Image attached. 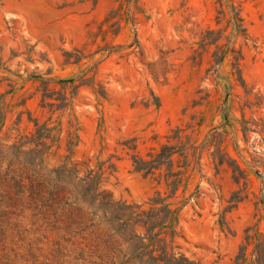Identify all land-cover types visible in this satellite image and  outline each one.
I'll list each match as a JSON object with an SVG mask.
<instances>
[{"label":"rangeland","instance_id":"1","mask_svg":"<svg viewBox=\"0 0 264 264\" xmlns=\"http://www.w3.org/2000/svg\"><path fill=\"white\" fill-rule=\"evenodd\" d=\"M233 1L240 5L249 33L248 40L238 38L236 44L242 47L247 95L241 86L230 96L216 86L212 71L207 73L213 46L201 56L197 53L205 31L223 26L216 24L217 0H139L135 25L106 38L125 48L136 34L139 48L128 55L132 48L116 49L102 58L93 54L103 44L96 31L117 7L115 0H0V180L6 173L19 176L22 167L28 174L35 169L49 177L50 169L68 156L81 171L102 166V188L115 199L144 202L159 186L152 176L134 170L133 151L127 146L134 144L145 155L165 142L172 128L185 126L194 116L200 123L198 142L205 141L208 149L201 171L185 191L181 186L177 192L179 199L197 193L181 210L182 237L177 242L197 264H233L245 229L264 213L255 206L264 198V184L255 173L264 174V0ZM74 46L84 47L92 57L81 66L62 64L63 52ZM99 58L96 81L105 97L82 86L64 110L40 106L36 87L41 79L69 78ZM229 68L227 59L220 71ZM31 74L33 79H27ZM247 100L256 105L249 106ZM225 112L233 133L220 126ZM33 119L58 129V140L39 165L33 145L14 146L34 132ZM220 145L248 174V187L234 181L227 164L217 170L211 153ZM2 200L0 193L2 237L11 254V249L18 251L15 264H85L51 228L40 206L24 198L8 210ZM258 227L264 234V217ZM252 249L245 264H264Z\"/></svg>","mask_w":264,"mask_h":264},{"label":"trees","instance_id":"2","mask_svg":"<svg viewBox=\"0 0 264 264\" xmlns=\"http://www.w3.org/2000/svg\"><path fill=\"white\" fill-rule=\"evenodd\" d=\"M117 7L112 8L103 21L98 24L96 35L101 37L102 45L93 54L106 56V53L120 49L121 45H113L107 40L112 34L117 36L122 28L135 25L136 14L141 12L139 0H115ZM216 24L223 26L209 28L200 39L199 47L202 55L213 46L211 53V67L216 86L221 87L227 96L234 94V89L241 86L246 90L241 60L242 47H237V40L249 39L247 26L241 14L240 5L233 0H217ZM132 48L127 55L139 48L136 34L132 41L121 49ZM86 54L84 47L74 46L63 52L64 65H80L84 59L92 57ZM90 61L77 74L66 79L47 77L40 80L36 92L40 96V106L50 110H64L69 107L82 86L90 87L94 93L105 97V92L96 81L97 66L102 59ZM229 60V70L220 71L225 60ZM34 74L27 79H33ZM59 86V88H57ZM158 101V98H155ZM249 106L256 103L249 102ZM225 115V117H224ZM221 127H229L234 132L229 116L225 112ZM185 126H176L166 135V141L157 149L149 150L145 155L135 151L134 144H126L131 154L132 166L143 176H152L159 188L144 202H134L115 199L113 195L102 188L103 170L87 168L81 171L76 162L67 156L65 161L57 167L50 169L51 176H46L40 170H33L28 174V168H20L17 177L8 176L0 180V193L5 208L16 209L28 198L29 202L40 206L42 213L50 219L51 228L60 235V238L74 247V252L85 261V264H197L188 259L181 251L177 242L182 237L180 226L181 210L184 205L197 193L179 199L177 194L188 181L201 171V158L206 151L205 141L198 142L196 130L199 122L194 116ZM34 132L25 140H19L14 146L31 144L33 150L39 154L41 163L46 151L58 140L56 125L48 126L47 122L39 125L33 119ZM245 122V121H244ZM4 125V116L0 113V132ZM243 126V131H249ZM264 131V127L262 128ZM69 144L72 145V140ZM217 170L219 166L227 164L233 172L236 183L242 182L246 187L251 179L238 162L227 151L218 146L211 153ZM112 166V165H111ZM109 166V167H111ZM8 168V167H7ZM14 172L7 169L6 172ZM255 173L264 184V174L259 170ZM28 202V201H27ZM258 210L264 209V198L255 202ZM10 212V211H9ZM264 217L260 215L254 226L245 229L244 243L235 256L233 264H245L247 250L253 247L252 252L259 254L264 262V234L259 230L258 224ZM3 225H0V264H15L18 251L5 247L3 241ZM59 244V243H57ZM11 254V255H10Z\"/></svg>","mask_w":264,"mask_h":264}]
</instances>
